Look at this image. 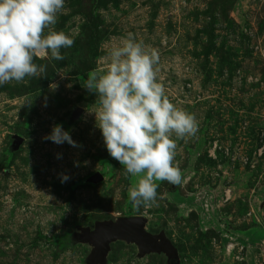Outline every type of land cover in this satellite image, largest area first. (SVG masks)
Instances as JSON below:
<instances>
[{
  "label": "rangeland",
  "instance_id": "obj_1",
  "mask_svg": "<svg viewBox=\"0 0 264 264\" xmlns=\"http://www.w3.org/2000/svg\"><path fill=\"white\" fill-rule=\"evenodd\" d=\"M51 27L73 38L64 59L35 52V76L0 86V264H89L81 229L119 217L144 218L176 255L117 240L103 264H264V0H64ZM129 33L197 122L171 136L181 182L155 181L148 207L129 202L138 177L108 155L81 83ZM55 124L78 147L42 139Z\"/></svg>",
  "mask_w": 264,
  "mask_h": 264
},
{
  "label": "clouds",
  "instance_id": "obj_2",
  "mask_svg": "<svg viewBox=\"0 0 264 264\" xmlns=\"http://www.w3.org/2000/svg\"><path fill=\"white\" fill-rule=\"evenodd\" d=\"M63 6L64 0H0V86L35 76V52L50 54L56 61L64 59L60 50L70 48L73 38L51 27ZM157 60L154 50L129 33L108 49L106 67L81 82L96 97L98 106L90 113L105 150L123 165L126 175L138 177L127 190L133 207L155 202V181L181 182V172L173 164L176 143L171 136L182 139L197 131L195 117L171 103L156 82ZM42 139L78 147L59 124ZM68 179L66 174L59 175L61 183Z\"/></svg>",
  "mask_w": 264,
  "mask_h": 264
},
{
  "label": "water",
  "instance_id": "obj_3",
  "mask_svg": "<svg viewBox=\"0 0 264 264\" xmlns=\"http://www.w3.org/2000/svg\"><path fill=\"white\" fill-rule=\"evenodd\" d=\"M142 217H119L114 221L96 222L92 230L82 228L80 240L91 246L89 264H103L109 245L117 240L133 244L138 255L163 253L168 261L175 257V249L163 233L152 235L145 231Z\"/></svg>",
  "mask_w": 264,
  "mask_h": 264
}]
</instances>
